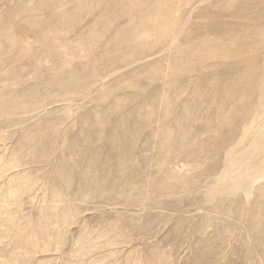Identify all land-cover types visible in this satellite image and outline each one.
I'll list each match as a JSON object with an SVG mask.
<instances>
[{"label": "rangeland", "instance_id": "rangeland-1", "mask_svg": "<svg viewBox=\"0 0 264 264\" xmlns=\"http://www.w3.org/2000/svg\"><path fill=\"white\" fill-rule=\"evenodd\" d=\"M0 264H264V0H0Z\"/></svg>", "mask_w": 264, "mask_h": 264}, {"label": "bare ground", "instance_id": "bare-ground-1", "mask_svg": "<svg viewBox=\"0 0 264 264\" xmlns=\"http://www.w3.org/2000/svg\"><path fill=\"white\" fill-rule=\"evenodd\" d=\"M137 3V2H136ZM137 5V4H136ZM134 6V5H133Z\"/></svg>", "mask_w": 264, "mask_h": 264}]
</instances>
